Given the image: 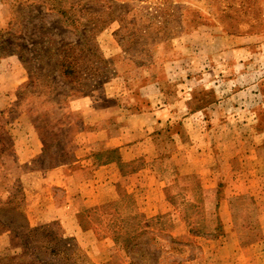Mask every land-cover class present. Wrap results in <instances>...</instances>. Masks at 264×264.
<instances>
[{
    "label": "rangeland",
    "instance_id": "374dc122",
    "mask_svg": "<svg viewBox=\"0 0 264 264\" xmlns=\"http://www.w3.org/2000/svg\"><path fill=\"white\" fill-rule=\"evenodd\" d=\"M253 1L246 13L231 12L245 22L231 34L210 0H0V144L13 147L27 173L68 164L73 160L68 124L75 121L80 129L79 101L90 102L106 88L125 89L138 111L149 101L175 107L163 118L170 117L168 132L181 128L177 164L164 179L180 176L174 201L186 194V178L196 176L208 191L220 189L221 201L246 195L262 206L264 0ZM70 8L67 21L59 11ZM162 132L165 128L155 135ZM166 136L171 135L166 133L158 149L165 147ZM128 153L137 156L139 147ZM135 162L140 166L143 158ZM15 184L0 198V229L10 242L18 238L24 250L34 251L42 264H176L187 259L212 264L224 256L214 249L223 243L234 246V226L222 222L224 238L218 242L191 238L199 248L172 249L170 235L149 233L131 241L129 249L116 244L101 254L99 241L110 236L106 232L79 222L77 238L67 237L59 223L31 228L29 181ZM243 184L251 191L231 194ZM55 193L62 196L61 190ZM210 208L207 204L205 212ZM175 210L167 201L159 212L174 217ZM257 219L260 223V211ZM101 247L107 249V243ZM249 255L254 264L264 263V242Z\"/></svg>",
    "mask_w": 264,
    "mask_h": 264
},
{
    "label": "crops",
    "instance_id": "0c3cea01",
    "mask_svg": "<svg viewBox=\"0 0 264 264\" xmlns=\"http://www.w3.org/2000/svg\"><path fill=\"white\" fill-rule=\"evenodd\" d=\"M127 96H130L129 91L111 87L103 89L90 102L79 101L81 102L78 116V120L81 121L80 129L78 131L75 129V121L68 124L71 136L67 145L73 157L72 162L68 164L27 173L23 163L15 158L14 151L6 152L1 156L0 197L16 180L27 179L29 185L25 190L26 213L31 228L59 223L67 230V237L77 238L80 229L79 216L112 201L116 202L117 211L124 218L138 215L150 219L161 214L159 209L167 204L166 190L172 180L164 181V179L166 177L168 179L175 170L177 164L175 160L182 143L180 125L177 128L179 130L168 132L172 127V123L167 124L170 117L163 119L164 116H170V112L175 107L169 105L157 107L149 101L147 108L138 111L136 105L128 103L132 99ZM159 113H162L161 117H157ZM184 120L188 118L182 120L183 125H185ZM164 128L165 132L155 135L157 130L161 131ZM166 133L171 136H166L165 147L158 149V145L164 142ZM136 147H139L140 153L130 157L128 150ZM113 150L119 151L123 163H131L137 158H143L142 166L122 176L117 162L98 163L97 154ZM166 168H168L167 172ZM119 185L123 192L121 196L118 193ZM202 187L207 190L206 187ZM57 190L62 191L61 197L56 195ZM248 191L251 189L243 184V187L242 185L239 187V191L231 194H245ZM234 204H237L241 210H246L249 201L241 200ZM209 206L213 207L212 203ZM257 206L260 211L261 234L257 242L246 244L248 235L239 234L234 227V246L231 249L227 243H223V247L214 249L217 256H224L213 259L212 264H254L249 253L264 242V203L260 206L257 202ZM218 214L225 225L234 226L235 223L244 222L241 218L244 216H240L239 221L233 218L231 200L220 202ZM182 222L179 221L180 225L171 234L173 238L184 239L186 230ZM223 238L224 236L209 239L208 242H218V239ZM192 239H200V237H192ZM106 243L107 249L102 248L101 246ZM112 245H116L112 236L103 237L99 241L98 250L101 254L106 253ZM205 252L208 253V250ZM211 254L213 255L214 252ZM198 262V259H187L182 264ZM0 264L41 263L35 252L23 251L17 245L11 244L7 235L1 232Z\"/></svg>",
    "mask_w": 264,
    "mask_h": 264
},
{
    "label": "trees",
    "instance_id": "16d2710c",
    "mask_svg": "<svg viewBox=\"0 0 264 264\" xmlns=\"http://www.w3.org/2000/svg\"><path fill=\"white\" fill-rule=\"evenodd\" d=\"M211 4L215 5V8L218 12V21L221 22L227 32L231 34H236L239 30V26L243 21H237L231 15L232 11H241L246 13V10H251L253 0H210ZM56 2V1H55ZM59 6V5H57ZM245 8V9H244ZM70 9H60V14L63 17L67 18V21L70 17ZM88 12V10H87ZM69 16V17H68ZM235 20V23L232 22ZM78 26L81 25L82 21L78 18ZM6 152H13V147L0 144V158ZM96 159L99 164H108L117 162L119 164L120 172L124 176L127 172L137 170L140 166L136 165V162L123 163L121 161V156L119 151L113 150L105 153H100L96 155ZM180 176L176 175V178L171 180L170 186L166 190V198L169 203L175 205V216L173 215H163L160 214L156 217L147 219L143 216H134L129 218H124L117 211L116 202H111L100 206L99 208L83 213L79 216L80 225L85 227H90L95 231H100V233L109 234L113 237L115 244H122L125 246V249H129V244L131 241H135L138 237L143 234H153L155 237H160L161 235H170L171 238V248L176 249L174 246H196V243L191 240L192 237H201L206 239H217L223 236L222 221L219 217L218 210L221 199L220 189L215 191L204 190L201 186L199 179L196 176L187 177L185 180L187 182L186 194L181 198L179 202L174 201L173 191L179 182ZM182 180V179H181ZM19 181L16 180L11 187L7 190L13 189ZM6 192V193H7ZM122 191L119 192V195H122ZM1 198V197H0ZM241 200H248L249 205L246 210H241L237 204ZM232 202V216L236 220H240V216L244 219L242 224L235 223L234 227L240 233L248 235V239L245 242L246 244H252L257 242L260 238V223L257 221L259 215V208L257 206V201L246 196L237 197L231 199ZM212 206L209 211L205 212V206L210 204ZM238 209H240L238 213ZM242 214V215H241ZM183 221V227L186 230V235L184 239H176L171 236L176 227L180 225L179 221ZM131 222V223H130ZM1 228V227H0ZM242 228V230H241ZM35 229V228H34ZM243 231V232H240ZM245 231V232H244ZM3 230L0 229V233ZM247 233V234H246ZM71 241V240H69ZM66 240L68 246L70 242ZM186 241V242H184ZM11 244L17 245L23 251H32L24 250L17 239H11ZM199 248V247H198ZM34 252V251H33ZM54 254L57 252H53ZM42 264V263H41ZM176 264H182L177 262Z\"/></svg>",
    "mask_w": 264,
    "mask_h": 264
}]
</instances>
